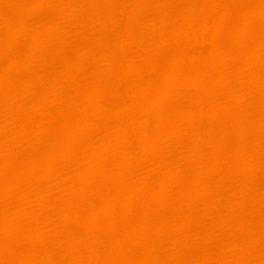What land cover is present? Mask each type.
Wrapping results in <instances>:
<instances>
[{
  "label": "bare ground",
  "instance_id": "obj_1",
  "mask_svg": "<svg viewBox=\"0 0 264 264\" xmlns=\"http://www.w3.org/2000/svg\"><path fill=\"white\" fill-rule=\"evenodd\" d=\"M0 264H264V0H0Z\"/></svg>",
  "mask_w": 264,
  "mask_h": 264
}]
</instances>
